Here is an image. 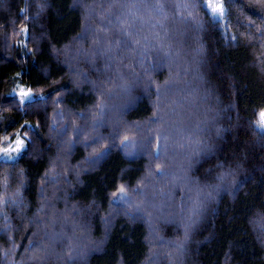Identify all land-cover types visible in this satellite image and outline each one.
<instances>
[{
	"label": "trees",
	"instance_id": "trees-1",
	"mask_svg": "<svg viewBox=\"0 0 264 264\" xmlns=\"http://www.w3.org/2000/svg\"><path fill=\"white\" fill-rule=\"evenodd\" d=\"M222 3L0 0V264H264V0Z\"/></svg>",
	"mask_w": 264,
	"mask_h": 264
},
{
	"label": "rangeland",
	"instance_id": "rangeland-1",
	"mask_svg": "<svg viewBox=\"0 0 264 264\" xmlns=\"http://www.w3.org/2000/svg\"><path fill=\"white\" fill-rule=\"evenodd\" d=\"M210 5H212V7H210ZM216 5H219L222 8V10H223L222 15L220 14L219 10H217L216 13L213 12V7H215ZM205 7H206L207 11L209 12V14L211 15V17L214 20H216V21H222L223 20L225 11H224V6H223V3H222V0H205ZM70 51H71L70 48H68V50L65 49V50H62L61 52H62L63 56L64 55L66 56V58L72 59L74 57L75 52L74 53H70ZM69 55H71V57ZM68 63L70 64L69 61H68ZM120 93L122 94V89H121ZM13 94L20 101V103L30 102V101H33V100L39 98L33 92H31L30 90H28V89H26V88H24L23 86H20V85H17L15 87V89L13 90ZM260 113L261 112H259L258 115H257V119H256V122H255V127L259 131L264 132V128H262L260 126ZM51 131H55L56 136H57V135H59L61 129H51ZM6 142L7 143L0 149V161H4V162L15 161L19 157V155L26 148L25 135L23 136V135L16 134L15 137L12 140H7ZM64 143H65V139L64 140L62 139L59 142V145H60L59 147L60 148L64 147ZM68 145H69V143H68ZM63 163H65V159H64V156H63L62 152L60 151L59 157H57V159L54 162V166H60ZM64 173H65V171H64ZM42 180L47 181V182L48 181L52 182V180L48 179L45 176L42 178ZM159 194L161 195V191L160 190H156V189L153 192H149V195H150V198L152 199V202L154 201V199L156 200V198L158 197ZM47 205H48L47 208L49 210L48 211V214H49L50 212H53V206H51L48 203H47ZM113 213H114V211H113ZM50 217L53 218V213H52V215H50ZM64 224H65L64 226L69 225V228H70V234H69L70 236L69 237L71 239H74L76 237L75 234H78L79 236H81V238H85L83 240H86V242H89L88 240L90 239V237H89L88 231L86 230V228L83 225H81L80 216H76V217L72 218V221L67 222V223L65 222ZM56 237H57V235H54V237L51 238L50 245H49L50 247H51V245H53L56 242V240H57ZM152 241L156 242L155 238H153ZM38 251L39 250H37L36 255L39 254ZM61 256L65 257V258L68 257L67 250H66V252L63 251L61 253ZM59 257L60 256L54 257L53 260L55 261ZM31 260H34V259L31 258Z\"/></svg>",
	"mask_w": 264,
	"mask_h": 264
},
{
	"label": "snow or ice",
	"instance_id": "snow-or-ice-1",
	"mask_svg": "<svg viewBox=\"0 0 264 264\" xmlns=\"http://www.w3.org/2000/svg\"><path fill=\"white\" fill-rule=\"evenodd\" d=\"M210 7H212V5H210ZM217 10H219L220 14L222 15L223 10H222V8H221L219 5H216L215 7H213V12H214V13H216ZM260 126H261L262 128H264V112H261V113H260ZM126 139H127V138L125 137V140H126ZM159 139H160V138H158V141H159ZM155 154H156V156H157V158H158V157H159V147H157V151H156ZM157 167L159 168V166H157ZM120 191H121V192L124 191L123 187H121Z\"/></svg>",
	"mask_w": 264,
	"mask_h": 264
}]
</instances>
